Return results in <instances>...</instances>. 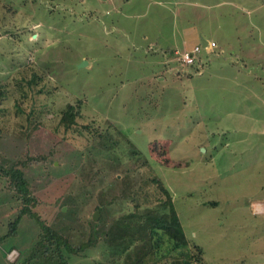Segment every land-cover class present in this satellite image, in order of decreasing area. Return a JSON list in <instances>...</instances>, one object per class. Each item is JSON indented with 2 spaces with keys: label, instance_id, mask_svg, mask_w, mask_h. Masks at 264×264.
Wrapping results in <instances>:
<instances>
[{
  "label": "rangeland",
  "instance_id": "rangeland-1",
  "mask_svg": "<svg viewBox=\"0 0 264 264\" xmlns=\"http://www.w3.org/2000/svg\"><path fill=\"white\" fill-rule=\"evenodd\" d=\"M197 45L199 63L184 65ZM31 69L58 87L33 111L22 79ZM2 86L0 159L23 166L35 210L73 243L101 239L102 225L134 211L119 199L107 212L101 199L136 169L171 191L203 264H264V0H0ZM79 99L82 116L65 131L63 103ZM28 118L31 130H21ZM96 130L118 140L115 157L97 146ZM7 184L0 174V237L23 205ZM38 232L25 216L0 241V264H15ZM102 255L98 243L72 264Z\"/></svg>",
  "mask_w": 264,
  "mask_h": 264
},
{
  "label": "trees",
  "instance_id": "trees-1",
  "mask_svg": "<svg viewBox=\"0 0 264 264\" xmlns=\"http://www.w3.org/2000/svg\"><path fill=\"white\" fill-rule=\"evenodd\" d=\"M31 70V77L23 76L22 79L27 86L23 97L30 98L29 109L33 111L36 103L42 102L39 99L42 93L53 94L58 87L54 88L48 82L45 83L46 80H43L45 76L42 72ZM8 92L6 87H0V97H5ZM57 93L64 95L65 91ZM16 106L18 114L27 112L20 102H17ZM84 107L85 102L83 103L81 99L72 107L63 103L62 117L58 125L62 126L65 131L72 128L77 124V118L82 116ZM29 120L31 119L28 118L27 123L22 124L21 130H31L28 128L31 123ZM86 128L89 126L86 125ZM96 132L98 133L96 144L100 150L113 154L118 147V140L113 139L109 134H102L98 130ZM162 146L161 149L156 144L153 149L158 148L168 154L170 158L169 149H165V145ZM130 154L139 161L142 158L136 149L132 148ZM111 156L115 157V154ZM142 159L145 160H142L141 164L149 168V160L145 157ZM157 161L166 165L171 159L170 161L168 159ZM22 167L19 162L6 167L0 159V174L7 179L8 189L13 194L17 193L23 203L14 221L10 223L9 233L0 237V241L7 236L16 235L18 226L25 216L35 219L39 225L36 237L30 246L21 253L15 264H72L74 256L86 255L87 251L97 246L98 243L103 250V255L96 264H203V248L190 243L171 191L159 177L154 176L151 172L152 177H143L136 169L130 170L121 178L116 176L114 181L120 193L113 199L102 198L101 205L105 204V210L109 212V206L115 200L121 199L131 201L134 204V211L113 218L110 222L102 225L99 231L101 239L92 237L85 243L75 244L69 236L50 225V221L35 210V206L38 204L37 198L29 189V179ZM149 185L156 188V199L153 201L150 191L145 189ZM160 195L165 197L160 198ZM140 200H143L147 205L143 206ZM101 221L102 219L99 221L93 219L92 222L98 224Z\"/></svg>",
  "mask_w": 264,
  "mask_h": 264
},
{
  "label": "built area",
  "instance_id": "built-area-1",
  "mask_svg": "<svg viewBox=\"0 0 264 264\" xmlns=\"http://www.w3.org/2000/svg\"><path fill=\"white\" fill-rule=\"evenodd\" d=\"M214 46H216L215 42H207V45L205 46V48H207L208 51H212ZM201 50L202 48L199 45H197L191 50L185 51L181 55V58H180L181 62L184 65H194L196 63H199L200 60L198 58V54Z\"/></svg>",
  "mask_w": 264,
  "mask_h": 264
},
{
  "label": "water",
  "instance_id": "water-1",
  "mask_svg": "<svg viewBox=\"0 0 264 264\" xmlns=\"http://www.w3.org/2000/svg\"><path fill=\"white\" fill-rule=\"evenodd\" d=\"M207 42H208V41L203 40V45L206 46V45H207ZM259 142H263V143H264V133L259 134ZM94 219H95V220L98 219V212H96V213L94 214Z\"/></svg>",
  "mask_w": 264,
  "mask_h": 264
}]
</instances>
